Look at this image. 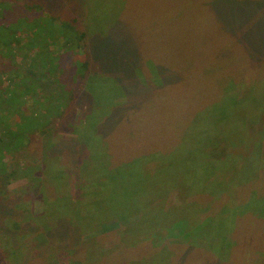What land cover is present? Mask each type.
I'll use <instances>...</instances> for the list:
<instances>
[{"label":"rangeland","instance_id":"374dc122","mask_svg":"<svg viewBox=\"0 0 264 264\" xmlns=\"http://www.w3.org/2000/svg\"><path fill=\"white\" fill-rule=\"evenodd\" d=\"M30 1L88 30L91 69L68 117L14 166L0 151V264H264V25L207 0ZM92 133L102 186L79 171ZM45 145L66 172L61 215L96 207L81 233L41 195H55ZM30 163L39 179L9 175Z\"/></svg>","mask_w":264,"mask_h":264},{"label":"trees","instance_id":"16d2710c","mask_svg":"<svg viewBox=\"0 0 264 264\" xmlns=\"http://www.w3.org/2000/svg\"><path fill=\"white\" fill-rule=\"evenodd\" d=\"M207 2L232 8L244 24L248 21L250 26L264 25V11H261L263 15V17L260 16L261 19L250 14V8L255 6L256 9H261L264 6V0L259 3L248 0L246 4H244L246 0H207ZM47 6V1L0 0V151L5 152V159L8 157L1 163L10 161V166L15 165L19 155H23L29 150L33 140L32 135L37 130L44 131L50 126H56L68 117L67 114L71 112V107L78 98L76 97L78 91L82 89L84 81L90 75L91 60L86 44L88 30L79 28L77 18L58 19L54 13L48 10ZM255 20L256 24L251 25L250 21ZM54 44H58L59 48H53ZM102 67L105 68V66ZM79 141H84L83 143L88 148H93V154H90L91 158H84L79 164V171L85 170L84 174L98 176L95 178L100 182L93 181L92 184L100 183L102 186L105 181L103 172L107 170L108 163L106 162L108 159L106 149L101 145V141L105 140H101L97 134L92 133L85 138L79 137ZM106 145L108 149V144ZM51 149L50 145L44 146L42 160L44 157L46 175L55 177L53 191V195H55L53 198L50 197V189L46 185L44 187L47 188L48 193L44 194L43 187L41 195L45 198V202L54 205L60 214L56 215V218L58 220L65 219H62L60 225L64 221L81 233L82 226L85 230L89 228L84 227L83 219L89 218L95 212L90 208L95 209L96 207H90L89 210L87 209L88 211H85L80 204V208L74 207L71 213L65 212L66 216L61 215L69 206V201L66 200L69 196L66 197L61 192L64 184L60 178L66 176V172L57 169L61 166L52 164L49 152ZM234 149L235 151H244V149ZM92 157L94 158V167L89 169L88 165L93 159ZM31 163L24 168L21 167L20 175L16 168H13L9 175L15 176L16 179L20 177L39 179L36 175L39 170L36 165ZM33 166L36 169L32 168ZM8 168L6 164L3 167V173H7ZM51 170L52 173H50ZM45 178L48 179V177ZM77 179L81 183L82 178ZM98 190L92 192L93 196L98 193ZM188 196L189 194L186 195V198ZM68 216L70 220L66 221ZM37 217L39 218L41 215ZM148 226L149 224L142 228L138 227L134 233H138L137 237L141 238L142 235H146L145 233L155 228L153 226L151 229V224L150 227ZM63 230L64 227L61 226V231ZM129 231L132 230L129 229ZM68 259L64 258V264H76L82 261Z\"/></svg>","mask_w":264,"mask_h":264}]
</instances>
